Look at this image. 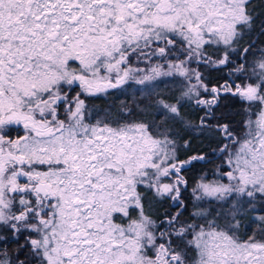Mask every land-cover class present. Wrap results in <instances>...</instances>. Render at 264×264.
<instances>
[{
    "label": "snow or ice",
    "instance_id": "obj_1",
    "mask_svg": "<svg viewBox=\"0 0 264 264\" xmlns=\"http://www.w3.org/2000/svg\"><path fill=\"white\" fill-rule=\"evenodd\" d=\"M258 20L251 0H0V264H264V230L240 219L264 205V48L243 46ZM130 89L140 103L116 114L87 103ZM228 96L239 134L214 111ZM189 131L218 134L222 164L182 220L183 173L211 163L179 158Z\"/></svg>",
    "mask_w": 264,
    "mask_h": 264
},
{
    "label": "trees",
    "instance_id": "obj_2",
    "mask_svg": "<svg viewBox=\"0 0 264 264\" xmlns=\"http://www.w3.org/2000/svg\"><path fill=\"white\" fill-rule=\"evenodd\" d=\"M251 6L255 9V12L259 14L258 23L260 21H264V0H251ZM249 42L254 44L252 53L247 57V59L251 61L260 55V52L258 50L264 48V35H260L258 28L256 31L253 32L251 36L245 37L243 46H247ZM233 59H235V57H233ZM141 67H144V65H141ZM193 67H195V65H193ZM201 71H203L205 76L207 77V80L205 82L209 83L210 86L217 82H223L224 79H228L227 68H224L220 71L201 68ZM180 83L181 81L179 80V78H177L175 80L168 81L167 88H164V86H161V88H163L166 93L170 92L171 94H176L175 89L179 88ZM133 94H134V89H130L124 95H121L118 91H113L107 97L99 96V97L91 98L87 101V103H89L95 109L101 110V114H103V110H107V109H111L113 114H116L117 110L123 107L124 105L132 107L133 100H135L136 103H140L142 99L140 94L136 93L135 96H133ZM245 107L246 104L239 97L228 96L222 100L220 106L218 108H215L214 111L217 116H222L224 118L222 122H231L234 127V130H236L237 134H239ZM184 114L186 118L189 121H191L193 124H198L199 117L204 115L203 111L199 109H194L191 106L185 107ZM185 138L190 140V145L188 149H184V148L178 149L180 159H185L187 158V156L195 153H203L207 155L211 163H207L203 161L196 163L194 166L190 167L187 171L183 173L185 178L189 181V189L187 192L183 194V198L185 199V204L187 205V210L183 212V216L181 217L182 220L187 219L191 211L193 210L192 203L189 199L191 196V186L194 185L196 180L201 175L202 171L207 172L209 173V175H211L215 171L216 167L222 164L221 154L218 151L215 154H213V150L218 149L220 146V138L218 134H212L211 136H209L206 134L202 135L199 134L198 132L189 131L186 134ZM171 204H172L171 201H165L163 204L154 202L152 209L154 218L162 219L163 218L162 214L165 211L168 212L177 211L175 207L170 206ZM226 208L227 206L225 205L224 209L226 210ZM255 208H256V212H252L251 210H249L243 217H240L242 221L241 234L247 236V234H245L246 232L245 228H247V225L253 226L254 230L256 231V232L254 231V233L256 234V237L259 239L262 230H264V225L260 221L258 223L256 221V218L258 217L257 215H264V211L261 210L262 208H264V205H262L259 201H257V203L255 204ZM255 213L256 215H254ZM252 216H254L255 219ZM248 219H250V221H247ZM3 235H7V234L4 233ZM4 247H6L11 253L12 250L15 248V244L13 243L0 244V248H4Z\"/></svg>",
    "mask_w": 264,
    "mask_h": 264
},
{
    "label": "flooded vegetation",
    "instance_id": "obj_3",
    "mask_svg": "<svg viewBox=\"0 0 264 264\" xmlns=\"http://www.w3.org/2000/svg\"><path fill=\"white\" fill-rule=\"evenodd\" d=\"M251 214V213H250ZM254 215H256V213L254 214ZM258 216H260V215H258ZM252 217H254V216H252ZM254 219H255V217H254ZM250 220V219H249ZM256 221L259 223V220L256 218ZM255 221V222H256ZM246 229V232H245V234H247V235H251V234H253L254 233V227L253 226H249V225H247V228H245ZM256 232V231H255Z\"/></svg>",
    "mask_w": 264,
    "mask_h": 264
},
{
    "label": "rangeland",
    "instance_id": "obj_4",
    "mask_svg": "<svg viewBox=\"0 0 264 264\" xmlns=\"http://www.w3.org/2000/svg\"><path fill=\"white\" fill-rule=\"evenodd\" d=\"M258 216V215H257ZM247 221H250L249 219ZM264 225V223H262Z\"/></svg>",
    "mask_w": 264,
    "mask_h": 264
}]
</instances>
